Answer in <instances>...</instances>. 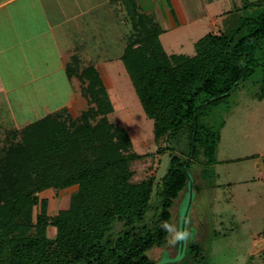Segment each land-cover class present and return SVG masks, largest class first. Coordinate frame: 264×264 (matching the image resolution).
I'll use <instances>...</instances> for the list:
<instances>
[{"label": "trees", "instance_id": "trees-1", "mask_svg": "<svg viewBox=\"0 0 264 264\" xmlns=\"http://www.w3.org/2000/svg\"><path fill=\"white\" fill-rule=\"evenodd\" d=\"M196 47L193 57L167 55L153 32L120 54L153 123L154 142L166 136L170 144L169 164L158 181L132 182L131 164L142 157L126 130L107 122L114 108L100 74L90 63L82 66L78 56L72 57L75 70L65 72L78 81L86 110L76 119L50 113L4 131L0 264H155L150 252L170 244L175 201L186 189L201 191L191 180V165L199 159L204 165L217 162L218 133L202 123L199 110L256 73L253 98L264 100V1L233 5L221 30L206 34ZM97 117L102 121L91 125ZM72 187L66 209L49 217L38 194Z\"/></svg>", "mask_w": 264, "mask_h": 264}, {"label": "rangeland", "instance_id": "rangeland-1", "mask_svg": "<svg viewBox=\"0 0 264 264\" xmlns=\"http://www.w3.org/2000/svg\"><path fill=\"white\" fill-rule=\"evenodd\" d=\"M255 1L231 3L238 8ZM228 2L218 0L210 8L212 15L219 9V12L229 10ZM49 3H54L57 10L47 13L49 18L59 19L60 9H71L73 13L70 20L54 23L52 34L44 32L38 38L33 36L39 31L33 24L39 15L31 13V8L22 3L8 8L23 7V14L5 15L8 21L5 16L4 20L0 18V143L4 131L21 129L47 114L66 112L72 118L80 114L81 106L73 109L69 105V95H79L74 88H79L78 81L75 76L69 79L65 74L68 69L75 70L72 57L78 56L82 66L91 64L100 74L114 108L106 117L107 122L113 128L125 129L134 151L142 157L131 164L132 182L149 177L158 181L169 164L170 144L166 136L154 142L153 123L144 115L127 69L120 60L128 43L153 33L151 28L149 32V23L140 12L122 3L113 14V22L108 21L110 14L77 12L75 0H42L45 11H49ZM239 12L241 17L244 12ZM2 13L5 14V10ZM19 15L26 18L25 21L21 18V24ZM176 16L181 27L172 30H166L162 21L160 25V15L150 20L166 31L161 42L169 55L193 57L197 43L205 34L221 30L222 21L211 31L210 18L203 23L197 19L185 24L182 14L177 12ZM14 42V46L10 45ZM258 78L259 74H254L224 98L209 101L199 110L202 123H206L211 132L218 133L217 162L204 165L199 159L191 165V180L200 183L201 191L196 193L194 187L186 189L175 201L171 210L173 229L167 242L170 244L165 249L155 248L150 252L155 264H253L247 261L246 252L251 238L264 233V193L255 197L252 181L247 180L254 159L245 157L256 156L264 150V100L253 98L258 91V86L254 85ZM99 121L102 120L97 117L91 120V125ZM158 150L162 153L157 154ZM253 177L256 179L255 174ZM227 184H231L229 188ZM75 190L72 187L42 191L38 201L47 202V215L51 217L66 209ZM39 209L38 204L33 217ZM177 233H184V238L175 240ZM47 236L52 238L54 230H47ZM259 257L257 264H264V253Z\"/></svg>", "mask_w": 264, "mask_h": 264}, {"label": "crops", "instance_id": "crops-1", "mask_svg": "<svg viewBox=\"0 0 264 264\" xmlns=\"http://www.w3.org/2000/svg\"><path fill=\"white\" fill-rule=\"evenodd\" d=\"M41 1L42 0H30V1L28 0H0V18H3L4 20L5 15H8L14 12H16V15L18 13L23 14L24 13L22 10L23 7L22 9L20 8L18 10L15 8H12V9L8 8L9 5H12L14 3L15 4L22 3L23 5L29 6L31 8V11H32L31 13L39 15L38 18L33 20V24H35L34 28L39 29L38 34H34L33 36L38 38V36L44 32H48V34L49 33L52 34V32L55 30L54 23L65 22L67 21V19L70 20V15H72L73 13L70 11L71 9L69 10L60 9L59 19H56V17L49 18L47 16V13L52 12V11H55V12L57 11L55 7L52 5L54 3L52 4L49 3L48 6L50 9L49 11H45L43 8L44 5L41 4ZM217 1L218 0H112V1L110 0H75L76 6L78 9L77 12L83 11L85 13H91V14L93 13L95 15L96 14H106V15L110 14L109 16H107V18L109 19L108 20L109 22L112 21V17H114L113 16L114 12L119 10L121 3L125 7L133 9L134 11L140 12V14L145 17L144 19L146 20L147 24L149 23L148 24L149 32H150V28L152 29L153 32H158V40L163 50H164V47L161 42V37L163 35V32H166V31H163L158 25H156V23L150 22L152 18H154L157 15L162 16V18L159 19V22L162 21L166 24L165 26L166 30L168 28L172 30V29L181 27L178 20H176L177 12L178 14L183 15L184 20H182V22L185 24L193 23L194 22L193 20H197V19H199V21H202L203 23L205 20L210 18V21H209L211 24L210 30L212 31L214 30L215 26L216 27L218 26L217 22L221 23L222 19L225 17V15H227L230 12L232 6L234 5L231 3L232 1L234 2V0H226V2L229 1L228 2L229 10L219 12L220 11L219 9L217 11H213L215 14L212 15L210 8L215 3H217ZM256 1H261V0H256ZM162 4L164 6H162ZM157 6H161V8L159 7L160 10L157 9ZM87 7H90L91 9L88 10ZM238 7L240 8V6ZM4 10L6 12L5 14L2 13ZM85 13H81V14H85ZM19 16H20L19 23L21 24L22 23L21 18L23 21H25L26 18L24 17V15H19ZM5 19H7L8 21L9 17L6 18L5 16ZM116 21L118 22V20ZM162 22L160 23V25L162 24ZM21 29H22V26H21ZM212 33H215V32H212ZM10 45L14 46L15 42ZM74 88L78 89L77 93H79V95L76 96L71 93V95H69V105L71 106V108L73 107V109H76L77 107L81 106V112L76 117L78 118L81 115V113L86 110V103H85V100L80 95L79 88H77L76 86ZM66 108H69V107H66ZM76 118H73V119H76ZM245 158L252 159V160L254 159V161H252L251 172L248 174L247 180L252 181V184H253L252 186L254 187V191H255V197L259 198L264 193L262 190H260L261 188L264 189V150L263 152L256 154V156L250 155ZM254 174L256 175V179H254V177L251 178L252 175ZM230 185L231 184H227L228 188L230 187ZM263 253H264V233L262 234V236L256 235L251 238L250 248L246 252V259L247 261H250L253 264L254 262H256L257 264V259L260 258L259 256L263 255Z\"/></svg>", "mask_w": 264, "mask_h": 264}, {"label": "clouds", "instance_id": "clouds-1", "mask_svg": "<svg viewBox=\"0 0 264 264\" xmlns=\"http://www.w3.org/2000/svg\"><path fill=\"white\" fill-rule=\"evenodd\" d=\"M184 236H185V234H184V233H177V234H176V237H175V240H180V239H183V238H184Z\"/></svg>", "mask_w": 264, "mask_h": 264}, {"label": "water", "instance_id": "water-1", "mask_svg": "<svg viewBox=\"0 0 264 264\" xmlns=\"http://www.w3.org/2000/svg\"><path fill=\"white\" fill-rule=\"evenodd\" d=\"M219 98V97H218ZM218 98H216V99H218Z\"/></svg>", "mask_w": 264, "mask_h": 264}]
</instances>
